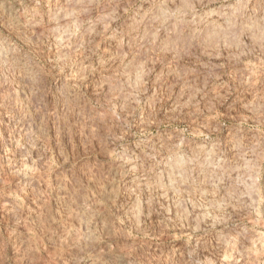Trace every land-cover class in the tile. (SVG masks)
<instances>
[{
  "label": "rangeland",
  "instance_id": "374dc122",
  "mask_svg": "<svg viewBox=\"0 0 264 264\" xmlns=\"http://www.w3.org/2000/svg\"><path fill=\"white\" fill-rule=\"evenodd\" d=\"M0 264H264V0H0Z\"/></svg>",
  "mask_w": 264,
  "mask_h": 264
},
{
  "label": "bare ground",
  "instance_id": "6f19581e",
  "mask_svg": "<svg viewBox=\"0 0 264 264\" xmlns=\"http://www.w3.org/2000/svg\"><path fill=\"white\" fill-rule=\"evenodd\" d=\"M66 10L68 11L69 9H66ZM57 12H58V11H57ZM57 12H56L55 14H57ZM59 12H60V11H59ZM62 12H64V13H62V14H65V11H62ZM70 12H72V10H71ZM218 12H219V11H218ZM218 12H216V11H214V10L206 11L204 14H202V16H201L200 18L206 20V21L208 22V24H209V19L212 18V17H214V16H217V13H218ZM60 13H61V12H60ZM60 13H59V14H60ZM67 13H68V12H67ZM67 13H66L65 15H68ZM70 14L73 16L72 13H70ZM165 14H166V13H165ZM65 15H64V16H63V15H59V17L62 16V17H64V18L66 19L67 17H65ZM71 15H70V17H71ZM161 15H163V13H162ZM161 15H159V16H161ZM53 16H55V15H53ZM153 16H154V15H152V17H153ZM157 16H158V15H156V16H154V17H157ZM159 16H158V17H159ZM199 16H200V15H199ZM220 16H221V14H220ZM62 17H61V18H62ZM152 17H151V18H148V19H149V20H150V19L152 20V19H153ZM158 17H157V19H159V18L161 19V17H159V18H158ZM164 17H165V15H164ZM164 17H162V19H163ZM227 17H229V16H227ZM227 17H226V18H227ZM61 18H57L56 20H55V18H54V21L56 22L58 19L60 20ZM68 18H69V17H68ZM74 18H75V17H74ZM224 18H225V17H224ZM224 18H223V19H224ZM52 19H53V18H52ZM143 19H144V18H143ZM146 19H147V18H145V21H147ZM155 19H156V18H155ZM166 19H167V18H165L164 21H166ZM197 19L199 20V18H197ZM228 19H229V18H228ZM228 19H226V20H228ZM59 20H58V21H59ZM61 20H62V19H61ZM69 20H70V19H69ZM69 20L66 19L65 21L69 22ZM73 20H74V19H73ZM198 20H197V21H198ZM212 20H213V19H211V21H212ZM214 20L216 21L215 18H214ZM65 21H64V22H65ZM71 21H72V19H71ZM71 21H70V22H71ZM160 21H161V20H160ZM200 21H201V20H200ZM230 21H231V20L229 19V24H231ZM149 22H151V21H149ZM158 22H159V20H158ZM161 22H163V20H162ZM202 22H203V20H202ZM217 22H218V21H217ZM72 23H74V22H72ZM72 23H71V24H72ZM146 23H148V22H146ZM213 23H214V22H213ZM215 23H216V22H215ZM224 23H226V22H224ZM62 24H63V23H62ZM69 24H70V23H69ZM208 24L206 23L205 25H208ZM211 24H212V23H211ZM218 24H219V23H218ZM218 24H217V25H218ZM229 24L226 23V26L229 25ZM67 25H68V24H67ZM213 25H214V24H212V26H213ZM217 25L215 26L216 28H217ZM223 25H224V24H223ZM56 26H57V25H56ZM64 26H65V25H64ZM208 26H210V25H208ZM221 26H222V25H221ZM221 26H219V27H221ZM213 27H214V26H213ZM219 27H218V28H219ZM58 28H60V27H58ZM61 28H62V27H61ZM66 28H68V26H66ZM64 30H65V29H64ZM64 30L56 29L57 32H58V31H59V32H60V31L63 32ZM56 31L54 30V33H55ZM57 32L55 33V35L57 34ZM61 32H60V34H61ZM65 32H66V30H65ZM208 32H209V31H208ZM211 32H212V29H211ZM62 35H63V34H61V35L58 34V37H56V38H60V39H57L58 41H59V40H60V41L62 40V39H61V38H62V37H61ZM58 41H57V42H58ZM60 41H59V42H60ZM61 42H62V41H61ZM61 42H60V43H61ZM123 60H124V59H123ZM124 62H125V61H123V63H124ZM126 62H127V61H126ZM128 62H129V63H128ZM128 62H127V63H124V64H126L127 66H130V64H131L132 62H130L129 60H128ZM128 64H129V65H128ZM123 66H124V65H123ZM131 66H132V64H131ZM134 67H135V68H134ZM136 67H137V66H133V71L136 70ZM123 68H124V67H123ZM125 68H128V67H125ZM134 69H135V70H134ZM137 70H139V67H138ZM123 72H125V71H123ZM135 72H136V71H135ZM137 72H138V75H136V77L138 78V76H139V71H137ZM128 73H129V72H128ZM127 75H128V74H127ZM132 76H133V75H132ZM128 77H129V75H128ZM126 78H127V77H126ZM129 78H130V77H129ZM127 79H128V78H127ZM129 80H130V79H129ZM206 152H208V151H206ZM204 154H205V153H204ZM209 155H210V152H209ZM207 157H210V156H207ZM177 158H178V157H177ZM178 160L181 161L180 159H178ZM200 160H201V159H200ZM202 160H203V159H202ZM169 161H170V159L168 160V162H169ZM179 161H178V162H179ZM184 161H185V160H184ZM210 161H211V160H210ZM170 162H171V161H170ZM176 162H177V161H176ZM182 162H183V160L181 161V163H182ZM204 162H206V161H204ZM173 163H174V161H173ZM184 163H185V162H184ZM165 164H166V163H165ZM177 165H179V164H177ZM182 165H183V163H182ZM185 165H186V164H185ZM165 166H166V165H165ZM183 166H184V165H183ZM172 167H173V166H172ZM172 167H171V165H170V168H172ZM180 167H182V166L180 165ZM165 168H166V167H165ZM168 168H169V167L167 166V169H168ZM174 168H175V167H174ZM185 168H186V166H185ZM185 168H183V169H185ZM172 169H173V168H172ZM178 169H179V170H178ZM178 169H177V170H178V172H179L182 168H178ZM177 170H176V171H177ZM167 171H168V173H169V170H167ZM172 171H174V169H173ZM172 171H170L171 174L169 173V177H170V178H171V176H174L175 174L178 175V174H177L178 172L175 173L174 175H172ZM180 172L183 173L184 170H183V171L181 170ZM173 173H174V172H173ZM182 173H181V174H182ZM185 173H186V172H185ZM149 175H150V174H149ZM170 175H171V176H170ZM185 175H186V174H184V176L182 175V176H183V179H186ZM179 176H180V174H179ZM182 176H181V177H182ZM186 176H187V175H186ZM175 177H177V176H175ZM184 177H185V178H184ZM158 178H159V177H158ZM187 178H188V177H187ZM172 179H173V178H172ZM176 179H178V177H177ZM183 179H182V182H184V181L186 182V180L183 181ZM157 180H158V179H157ZM159 180H160V179H159ZM167 181H168V180H167ZM178 181H180V180H178ZM138 182L140 183L141 181H138ZM180 182H181V181H180ZM180 182H176V183H180ZM182 182H181V183H182ZM160 184H161V183H160ZM173 184H174V183H173ZM173 184H172V185H173ZM185 185H186V184H185ZM161 187H162V186H161ZM169 188H170V187H169Z\"/></svg>",
  "mask_w": 264,
  "mask_h": 264
}]
</instances>
